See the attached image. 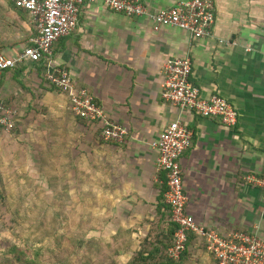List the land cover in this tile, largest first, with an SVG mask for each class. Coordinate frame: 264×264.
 Returning a JSON list of instances; mask_svg holds the SVG:
<instances>
[{"label":"crops","instance_id":"1","mask_svg":"<svg viewBox=\"0 0 264 264\" xmlns=\"http://www.w3.org/2000/svg\"><path fill=\"white\" fill-rule=\"evenodd\" d=\"M141 1L158 11L183 0ZM213 2L208 38L192 39L175 27L155 30L146 17L85 2L75 30L53 44L52 67L66 71L77 89L126 129L121 143L102 141L98 122L76 117L67 96L41 78L40 66L24 63L4 72L0 98L18 122L0 141V192L9 197L25 183L50 197L64 190L67 215L97 216V229L127 230L131 246H138L155 229L167 228L165 174L157 171L155 144L181 118L194 133L181 157L186 212L221 237L255 232L264 242V190L246 180L264 178V0ZM36 34L26 11L14 0H0V53L15 57ZM185 57L201 96H221L236 109L235 127L180 112L162 100L165 62ZM43 166L59 190L48 188ZM200 240L192 247L191 264H215Z\"/></svg>","mask_w":264,"mask_h":264},{"label":"built area","instance_id":"2","mask_svg":"<svg viewBox=\"0 0 264 264\" xmlns=\"http://www.w3.org/2000/svg\"><path fill=\"white\" fill-rule=\"evenodd\" d=\"M85 2H100L110 11L127 17H146L155 30L178 28L192 39L210 37L215 23L214 2L183 0L170 8L150 11L141 0H14L16 8L29 14L37 34L15 57L0 53V77L6 70L20 64L47 62L46 80L67 96L71 112L81 120L98 122L102 141L121 143L127 134L126 129L112 122L84 89H77L66 71H57L51 65L53 44L75 30L79 8ZM192 71L190 58L167 60L163 66L162 100L180 112L219 119L224 127H235L238 122L236 109L221 96L202 97L190 80ZM12 115V111L0 101V141L2 135L14 127ZM193 135V130L178 118L164 128L155 144L157 171L165 174L164 203L170 209L172 222L178 227L173 245L168 250L169 258L179 260L185 250L188 233H194L205 240L206 251L216 264H264V242L255 232L235 231L221 237L215 231L200 228L186 212L188 198L184 191L181 157L190 148ZM246 180L264 190V178L248 176Z\"/></svg>","mask_w":264,"mask_h":264},{"label":"rangeland","instance_id":"3","mask_svg":"<svg viewBox=\"0 0 264 264\" xmlns=\"http://www.w3.org/2000/svg\"><path fill=\"white\" fill-rule=\"evenodd\" d=\"M19 186L9 197L0 192V264H22L19 256L39 264H126L144 242L131 246L126 238L118 252L101 253L119 231L97 229V216L67 215L64 190L50 197L33 193V183Z\"/></svg>","mask_w":264,"mask_h":264},{"label":"trees","instance_id":"4","mask_svg":"<svg viewBox=\"0 0 264 264\" xmlns=\"http://www.w3.org/2000/svg\"><path fill=\"white\" fill-rule=\"evenodd\" d=\"M47 64H48L47 62H44L41 60L38 63H34L33 65L35 66V68L37 66L41 67V72L43 74V76L41 78L43 80H45L48 84H50L46 80V77H45L46 72H47V67H48ZM15 69H13V70L16 71ZM52 87H54V86H52ZM0 101L2 102L1 98H0ZM4 106L6 107V105H4ZM11 117L14 121V127L9 132V134L12 133V131H14L16 129V125L18 122L16 119V116H14V114ZM41 170H42L43 174H45L46 177L48 178L49 177L48 171H47L48 169H46V167L43 166V167H41ZM162 184H163L162 202H164V196L163 195H164V192L166 191L165 176H164V179L162 181ZM59 186H60V184L53 183L48 178V188L49 189L56 191V190H59L58 189ZM164 208H165V211L162 214L163 215L162 218H163L164 224L167 225L165 232L163 233V229L162 230H160V229L156 230L155 229L153 232L154 235H153L152 239L151 240H147V239L144 240L141 248L133 254V256L130 258V260L126 264H191L190 257H191V254L193 252L192 247H193L194 243H196V240L199 238L202 240V243L204 244V247L206 249V242L202 237H200L199 235L194 234V233H188V240H187V243L185 246V250L182 252L180 259L177 261L170 259L169 255H168V250L173 245L174 234H175L178 227L176 224H174L172 222L170 209L165 203H164ZM124 235L126 237H124ZM130 237H131V233L129 231H127V230L126 231H119V238L120 239L117 241H114V239H113V240H111V242H109L108 245H103L102 248H104V250H101V253H104L107 251H113L114 253L118 252L119 246H121L122 241L126 238H128V240H130ZM17 256H19V255H17ZM36 256H39V254L37 253ZM17 259L22 264H39V262L36 260V258L28 259L27 257L19 256V257H17Z\"/></svg>","mask_w":264,"mask_h":264}]
</instances>
